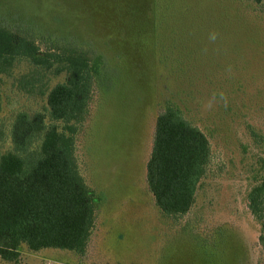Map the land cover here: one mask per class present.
Instances as JSON below:
<instances>
[{
	"label": "rangeland",
	"instance_id": "1",
	"mask_svg": "<svg viewBox=\"0 0 264 264\" xmlns=\"http://www.w3.org/2000/svg\"><path fill=\"white\" fill-rule=\"evenodd\" d=\"M0 24L42 51L78 47L98 62L86 114L53 120L75 141L98 198L87 252L26 245L0 264H264L249 208L264 179V4L255 0H0ZM4 76L0 152L20 111L47 113L46 96ZM50 87L66 73L43 69ZM167 104L209 138L211 160L192 208L166 215L147 183L156 119Z\"/></svg>",
	"mask_w": 264,
	"mask_h": 264
},
{
	"label": "trees",
	"instance_id": "2",
	"mask_svg": "<svg viewBox=\"0 0 264 264\" xmlns=\"http://www.w3.org/2000/svg\"><path fill=\"white\" fill-rule=\"evenodd\" d=\"M22 61L31 66L18 78V87L46 96L47 113L18 112L10 130L12 147L0 152V257L17 261L23 245L32 251L58 248L85 254L98 198L80 173L74 138L46 119L49 114L71 122L86 114L98 62L73 46L42 51L30 35L0 24V113L4 76ZM43 69L66 73V78L50 87ZM211 156L207 135L178 106H164L156 119L147 183L166 215L190 211ZM248 200L264 246V179L251 188Z\"/></svg>",
	"mask_w": 264,
	"mask_h": 264
}]
</instances>
